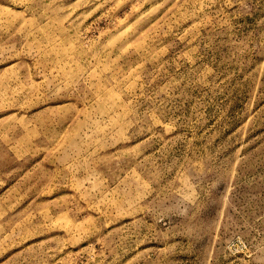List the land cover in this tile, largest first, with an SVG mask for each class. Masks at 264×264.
<instances>
[{
    "label": "rangeland",
    "instance_id": "374dc122",
    "mask_svg": "<svg viewBox=\"0 0 264 264\" xmlns=\"http://www.w3.org/2000/svg\"><path fill=\"white\" fill-rule=\"evenodd\" d=\"M0 264H264V0H0Z\"/></svg>",
    "mask_w": 264,
    "mask_h": 264
}]
</instances>
